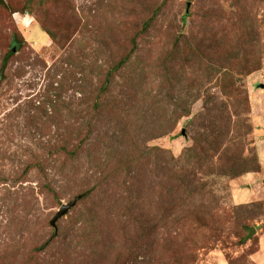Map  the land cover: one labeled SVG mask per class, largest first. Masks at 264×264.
Listing matches in <instances>:
<instances>
[{
    "label": "rangeland",
    "instance_id": "rangeland-1",
    "mask_svg": "<svg viewBox=\"0 0 264 264\" xmlns=\"http://www.w3.org/2000/svg\"><path fill=\"white\" fill-rule=\"evenodd\" d=\"M0 264H264V0L0 1Z\"/></svg>",
    "mask_w": 264,
    "mask_h": 264
},
{
    "label": "water",
    "instance_id": "water-1",
    "mask_svg": "<svg viewBox=\"0 0 264 264\" xmlns=\"http://www.w3.org/2000/svg\"><path fill=\"white\" fill-rule=\"evenodd\" d=\"M79 200H81V196L75 198L72 202L63 205V206L60 208L59 212H58V213L55 215V217L52 219V221H51V225H52L53 227H56V223H57V221H58L60 218L64 217V216H65V215H66V214H67L72 208H74V207L77 205V203H78Z\"/></svg>",
    "mask_w": 264,
    "mask_h": 264
},
{
    "label": "trees",
    "instance_id": "trees-1",
    "mask_svg": "<svg viewBox=\"0 0 264 264\" xmlns=\"http://www.w3.org/2000/svg\"><path fill=\"white\" fill-rule=\"evenodd\" d=\"M0 1L3 2V0H0ZM149 22H150V21H149ZM147 24H148V25H147ZM147 24H146V25H147V27H148V26H149V23H147ZM46 32H47L48 35H50V32H49V31H46ZM7 62H8V57H6V58L4 59L3 64L6 65ZM75 154H76V153H73V152L68 153L69 157H71V158L75 157V156H76Z\"/></svg>",
    "mask_w": 264,
    "mask_h": 264
}]
</instances>
